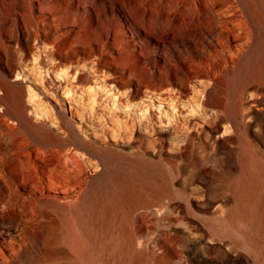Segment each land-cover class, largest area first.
Listing matches in <instances>:
<instances>
[{
  "label": "bare ground",
  "instance_id": "6f19581e",
  "mask_svg": "<svg viewBox=\"0 0 264 264\" xmlns=\"http://www.w3.org/2000/svg\"><path fill=\"white\" fill-rule=\"evenodd\" d=\"M233 16L240 26L237 32L226 26ZM109 22L117 28L112 41L108 29L94 30L107 28ZM5 29L11 34L5 35ZM48 40L56 64L75 70L76 82L85 79L84 68L97 72L111 66L120 47L136 44L141 49L143 42L147 49L156 48L161 57L149 77L129 79L122 87L130 98L144 87L149 98L158 99L159 106L170 101L177 107L158 120L161 131L171 129L170 160H182L203 138L212 150L225 147V155H237L241 172L230 183L223 204L216 207L215 217L206 219L204 226L216 235L234 233L238 245L249 247L253 239L243 236L239 225L264 234V0H0V264H19L28 236L26 223L19 224L17 219L25 210L39 207L61 218L76 219L78 256L84 258V264H95L93 250L114 210L126 204L133 206L132 211L136 204L145 203L135 186L151 192L165 189L154 180L158 172L144 161L142 152L129 158L97 144L100 132L93 126L92 114L77 113L71 107L75 95L70 90L61 89L70 117L64 112V101H59V120L51 128L32 119L29 113L34 109L24 99L29 80L16 59L33 53L43 62L42 52L36 49ZM200 74L206 83L200 81L203 88L195 94L197 103L189 102V110L180 112L184 102L193 101L192 94L185 97ZM45 81L57 90L50 77ZM212 91L218 94L216 98ZM147 117L151 119L152 114ZM155 141L162 153V139ZM232 144L236 146L226 148ZM76 152L93 158L87 163L96 175L87 187L79 178L84 166ZM72 181L66 187L65 182ZM139 213L150 218L141 221L140 227L147 234L154 233L157 250L146 257L137 248L145 249L146 243L135 242L130 234L125 245H111L117 264H175L182 256L193 264L209 263L205 256L215 248L201 241L202 234L188 243L178 235L176 217L164 219L151 208ZM221 258L232 264L239 254L224 252Z\"/></svg>",
  "mask_w": 264,
  "mask_h": 264
},
{
  "label": "rangeland",
  "instance_id": "374dc122",
  "mask_svg": "<svg viewBox=\"0 0 264 264\" xmlns=\"http://www.w3.org/2000/svg\"><path fill=\"white\" fill-rule=\"evenodd\" d=\"M106 14L110 15L109 9ZM236 18L233 16L226 20L227 28L233 31L236 28L235 32L240 28ZM110 20L112 19L107 21ZM108 24L107 28H94V30L103 32L104 29H108L111 31L109 36L110 41H112L113 31L117 28H114L111 22ZM11 29L9 28V30ZM65 29L62 28L61 30L64 31ZM74 29L77 30L78 28ZM37 32L43 37L41 31L38 30ZM9 34L11 32L5 29V35ZM48 43L49 40L45 42V45H40L36 49L42 52L45 59L43 62L37 60L36 54L33 53L24 59H16L17 65L23 69L29 80L28 85L25 84L24 99L34 109L29 113L32 119L47 128H51L59 120L57 113V109H59L57 102L59 101H64V112L70 117L69 103L63 97L62 92L63 89L70 90V95H75L71 107H74L73 109L77 113L92 114L93 126L96 127L98 133L100 132V137L96 140L97 144L102 147L108 146L110 150L129 158H134V153L137 151L142 152L143 159H146L144 161L152 164L159 173L154 177V180L165 188L161 192H151L135 186L138 190V198L143 199L145 203L136 204L132 211L130 207L133 206L126 204L114 210V215L109 219L106 230L104 229L98 237L96 249L93 250L92 260L95 261V264H117V253L111 245H125L130 234L133 235L135 242L140 244L143 241L146 243L145 249H141L140 245H137V248H140L146 257L152 250H157H155L152 242L154 233L147 234L140 227L141 221L150 219L149 217H142L139 213L145 208H151L156 213L158 212V216L164 219L176 217L175 225L179 230L178 235L188 243L194 241L196 235L202 234L204 239L201 241L206 246L215 248L213 252L205 256V259H209L208 264H226L221 258V253L224 252L229 255L239 254L238 261L232 264H264V234L261 232H252L250 226L246 224L238 226L243 236L253 239L254 243L249 247L238 245L234 233L226 232L216 235L204 226L206 219L212 220L215 217L216 207L223 204L224 197L229 195L230 183L235 181L241 172L237 155L228 157L224 153L225 147L224 149L217 147L216 150H212L210 143L203 138L198 139L191 146L189 154L182 160H170L167 150L173 146L170 136L171 129L164 127L161 131L158 120L160 117L165 119L177 107H173L170 101L159 106L158 99L156 100L153 95L149 98L144 87L141 88L138 96L130 98L126 93L127 88L122 87L129 79L148 78L149 73L155 69V65L161 57L159 51L154 47L147 49L143 42H141V49L136 44L120 47L121 53L116 54L115 60L110 61L111 66L102 67L97 72L84 68L85 79L76 82L75 70L66 65L56 64L55 57L50 53L51 49ZM49 77L58 85L56 91L46 84L45 80ZM197 79L201 80H195L191 85L192 87L189 86L185 97L186 99L192 94L193 101L188 99L187 102H184V105L180 106V112L189 110V102L193 105L197 103L196 96L201 91L200 88H203V83H206L203 74H200ZM200 81H203L202 85H200ZM211 95L216 98L218 94L212 91ZM34 111L40 115V118L35 115ZM149 113L152 114L151 119L147 117ZM132 126L133 128H131ZM258 128L260 127H256V130ZM53 129L57 134L63 136L59 129ZM205 130L208 131L209 127H206ZM112 131L113 133H110ZM103 133L104 137H102ZM85 136L89 137L88 135ZM159 138L162 139V153L159 151L158 141H155ZM89 139L95 140L93 137ZM235 146L236 144H232L226 148H234ZM68 147L69 145L66 146V148ZM75 156L84 166V172L79 178L83 180L81 183L83 187L85 184L87 187L96 175L90 163L93 158H88L86 155L83 157L79 152H76ZM87 158L88 160H86ZM89 160L90 165L87 163ZM125 180V178L121 179V181ZM65 184L66 187H70L74 182H65ZM108 189L110 192L113 190L112 184L108 186ZM78 190L76 188L74 191ZM29 211L30 209L25 210V215L17 219L19 224L26 223L28 236L27 243L21 250L19 264L85 263L84 258L78 256L77 247L74 245L78 235L76 232L77 221L74 217L72 219L67 215L61 218L57 213L40 207ZM182 257L176 259L175 264H193V261L185 256Z\"/></svg>",
  "mask_w": 264,
  "mask_h": 264
}]
</instances>
